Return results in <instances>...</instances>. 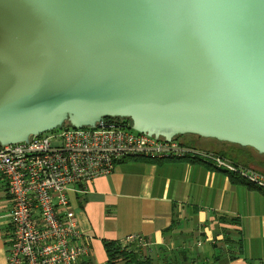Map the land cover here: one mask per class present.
<instances>
[{
  "label": "water",
  "instance_id": "water-1",
  "mask_svg": "<svg viewBox=\"0 0 264 264\" xmlns=\"http://www.w3.org/2000/svg\"><path fill=\"white\" fill-rule=\"evenodd\" d=\"M107 117L264 155V0H0V143Z\"/></svg>",
  "mask_w": 264,
  "mask_h": 264
},
{
  "label": "crops",
  "instance_id": "crops-1",
  "mask_svg": "<svg viewBox=\"0 0 264 264\" xmlns=\"http://www.w3.org/2000/svg\"><path fill=\"white\" fill-rule=\"evenodd\" d=\"M224 170L201 158L126 159L87 189L69 190L94 264H108L104 241L136 244L152 264H264V192L233 182ZM5 209L0 200V264Z\"/></svg>",
  "mask_w": 264,
  "mask_h": 264
},
{
  "label": "built area",
  "instance_id": "built-area-1",
  "mask_svg": "<svg viewBox=\"0 0 264 264\" xmlns=\"http://www.w3.org/2000/svg\"><path fill=\"white\" fill-rule=\"evenodd\" d=\"M140 158H201L264 189V174L179 138L137 132L122 120L100 127L62 126L27 141L0 143V200L7 219L3 264H94L68 191L85 190L118 162Z\"/></svg>",
  "mask_w": 264,
  "mask_h": 264
},
{
  "label": "trees",
  "instance_id": "trees-1",
  "mask_svg": "<svg viewBox=\"0 0 264 264\" xmlns=\"http://www.w3.org/2000/svg\"><path fill=\"white\" fill-rule=\"evenodd\" d=\"M120 120H122V122H129L130 123V121L127 119L109 118V117L105 118L104 121L114 122V121H120ZM63 126L66 127V126H70V125L68 123H64ZM178 138L180 139L181 137H178ZM225 143L226 142H221V144H225ZM228 144H230V143H228ZM231 145H235L238 147L235 154H232L231 152L224 150V149L221 150V149L217 148L216 146L210 147V148L214 149V151L212 150L213 152L219 154L222 158L227 159L228 161H231L233 164H235L237 166H244L243 163H245L244 160H243L244 161L243 162L242 160L238 159V157H241V159H242V157L243 158H249L251 161H253L251 156L246 153V149H251L252 151H254L252 148L242 147V146H239L236 144H231ZM254 152H256V151H254ZM257 155L260 156L261 159H264V155L258 154V153H257ZM143 159H145V158H143ZM146 160L160 161L162 159H146ZM224 171L228 174L229 178L235 183H244V184L249 185V186H256V185H253L252 183H250L249 181H247L242 176H240L239 173H237L236 171H230V170H224ZM257 188L261 189L264 192L263 188H260L258 186H257ZM103 245H104V249L106 252L108 264H129V263L152 264L151 259L148 256L144 257L140 254L139 247L136 246V244L135 245H122L121 243L115 242V241H104Z\"/></svg>",
  "mask_w": 264,
  "mask_h": 264
},
{
  "label": "rangeland",
  "instance_id": "rangeland-1",
  "mask_svg": "<svg viewBox=\"0 0 264 264\" xmlns=\"http://www.w3.org/2000/svg\"><path fill=\"white\" fill-rule=\"evenodd\" d=\"M210 140H212V139H210ZM206 147L211 149V150H208V151H212V150L214 151V149L210 148L209 146H206ZM217 148H219V145L217 146ZM223 149L231 152L232 154H235V152L238 149V147L235 146V145H231V144L225 143V144H221V150H223ZM246 153L251 156L253 161H251L249 158H243V157H242V159H241V157H238V159H240L242 161L244 160L245 163H248V164L252 162L251 164H249V165L253 166L252 170H255V171H257V172H259L261 174H264V159H261V157L258 156L257 153L252 151L251 149H246ZM245 163H243V164H245Z\"/></svg>",
  "mask_w": 264,
  "mask_h": 264
},
{
  "label": "flooded vegetation",
  "instance_id": "flooded-vegetation-1",
  "mask_svg": "<svg viewBox=\"0 0 264 264\" xmlns=\"http://www.w3.org/2000/svg\"><path fill=\"white\" fill-rule=\"evenodd\" d=\"M182 137H187L188 140L192 141L193 143H199L204 146H209V147H217L219 145V149H221V142H218L216 140H210V139H205V138H200L195 135H184Z\"/></svg>",
  "mask_w": 264,
  "mask_h": 264
},
{
  "label": "bare ground",
  "instance_id": "bare-ground-1",
  "mask_svg": "<svg viewBox=\"0 0 264 264\" xmlns=\"http://www.w3.org/2000/svg\"><path fill=\"white\" fill-rule=\"evenodd\" d=\"M63 126V125H62Z\"/></svg>",
  "mask_w": 264,
  "mask_h": 264
}]
</instances>
